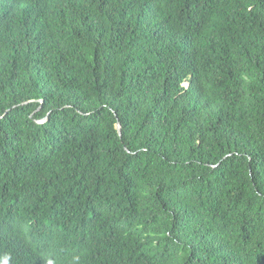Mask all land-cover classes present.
I'll return each mask as SVG.
<instances>
[{
  "label": "trees",
  "instance_id": "16d2710c",
  "mask_svg": "<svg viewBox=\"0 0 264 264\" xmlns=\"http://www.w3.org/2000/svg\"><path fill=\"white\" fill-rule=\"evenodd\" d=\"M0 264H264V0H0Z\"/></svg>",
  "mask_w": 264,
  "mask_h": 264
},
{
  "label": "water",
  "instance_id": "95a60500",
  "mask_svg": "<svg viewBox=\"0 0 264 264\" xmlns=\"http://www.w3.org/2000/svg\"><path fill=\"white\" fill-rule=\"evenodd\" d=\"M118 131L120 132V123H117Z\"/></svg>",
  "mask_w": 264,
  "mask_h": 264
}]
</instances>
